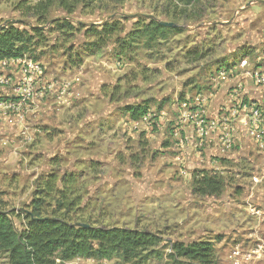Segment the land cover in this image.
Segmentation results:
<instances>
[{
  "label": "rangeland",
  "instance_id": "1",
  "mask_svg": "<svg viewBox=\"0 0 264 264\" xmlns=\"http://www.w3.org/2000/svg\"><path fill=\"white\" fill-rule=\"evenodd\" d=\"M151 18L180 31L150 48L138 40L118 52L125 34ZM55 21H68L73 28L60 29ZM112 21H119L120 30L88 53L96 38L86 36L87 27ZM8 24L41 30L43 38L32 46V55L49 77L76 79L79 98L70 108L50 107L49 122L41 121L32 142L0 121V201L16 229L40 198L43 212L56 211L75 222L157 233L162 239L158 253L144 264H177L168 257V245L200 239L212 240L214 264H264V167L257 159L248 163L242 153L238 161L223 159L203 172L223 179L220 191L195 192L197 170L178 159L168 130L175 125L177 102L193 96L197 83L205 86L217 64L243 56L237 54L239 44L264 52V2L0 0V25ZM76 57L82 64L72 68ZM144 100L165 118L158 126L133 131L123 107ZM106 118L113 123L106 126ZM101 124L108 131L100 130L92 142L88 129ZM89 146L94 147L86 153ZM86 155L101 162L89 168L80 161ZM253 174L261 178L257 183ZM5 263L0 254V264ZM65 264L127 263L74 259Z\"/></svg>",
  "mask_w": 264,
  "mask_h": 264
},
{
  "label": "built area",
  "instance_id": "2",
  "mask_svg": "<svg viewBox=\"0 0 264 264\" xmlns=\"http://www.w3.org/2000/svg\"><path fill=\"white\" fill-rule=\"evenodd\" d=\"M257 48H250L253 52L240 57L236 64L218 65L213 69L214 75H209L208 89L202 90L201 84L193 96H185L177 102L175 125L170 128V134L179 149L181 162L187 165L191 159L188 155L195 158L197 176L214 168L209 164L205 166L207 151L211 149L210 157L214 163L228 159L242 138L247 139L264 167V52ZM254 52L260 55L255 56ZM251 55L253 57L249 61ZM228 79H231V87L228 88L226 103L210 110L213 91ZM75 80L49 77L38 60L25 54L0 60V121L14 126L21 140L32 142L39 129L34 119H28V113L34 109L45 110L49 104L56 109L72 104L73 99L78 98L74 92ZM252 91L256 94L254 99ZM164 116L163 111L156 114L149 110L142 117L130 120V125L133 131L147 130L158 126L159 119H164ZM261 177H264V168ZM260 179L258 174L251 176L254 183ZM259 211L251 208V213L258 214Z\"/></svg>",
  "mask_w": 264,
  "mask_h": 264
},
{
  "label": "trees",
  "instance_id": "3",
  "mask_svg": "<svg viewBox=\"0 0 264 264\" xmlns=\"http://www.w3.org/2000/svg\"><path fill=\"white\" fill-rule=\"evenodd\" d=\"M176 1L187 5L195 0ZM55 22L60 29L73 28L68 21ZM118 22H104L99 26L93 24L87 27L86 36L96 38L89 44V47L94 49H90L88 53L102 48L104 41L120 30ZM177 31L180 30L176 26H165L158 23L157 19H147L125 34L117 50L122 52L133 44V41L138 40L143 42L144 47L150 48L156 41L165 39L170 33ZM42 38L41 30L35 26L30 30L13 24L4 26L0 30V60L24 54L37 60L38 57L32 55L35 51L31 48L38 45ZM239 51L244 56L252 53L249 47L244 46L240 47ZM81 64L82 59L76 57L70 66L77 68ZM198 85L197 83L195 88H198ZM149 108V101L144 100L125 105L123 111L129 116V120H135L145 115ZM197 178L194 181L197 184L195 192L212 195L220 191L222 178L214 179L205 173ZM41 206L42 199H34L30 211L24 212V225L16 229L10 213L0 201V254L5 257V264H65L77 258L95 261L119 259L127 264H144L150 256L158 253L162 239L157 233L137 228L102 227L93 226L89 222H75L57 214L56 211L43 212ZM59 206L64 208L63 203ZM211 241H175L168 245V257L176 260L177 264H214V247Z\"/></svg>",
  "mask_w": 264,
  "mask_h": 264
},
{
  "label": "crops",
  "instance_id": "4",
  "mask_svg": "<svg viewBox=\"0 0 264 264\" xmlns=\"http://www.w3.org/2000/svg\"><path fill=\"white\" fill-rule=\"evenodd\" d=\"M224 22H226V21H224ZM242 46H244V43L241 44V45L239 44V46H237L238 47L237 48L238 49V53L237 54H240L239 48L242 47ZM247 46H249V44H247ZM247 46H244V47H247ZM242 55L244 56V54H242ZM224 61L225 60H223L222 62H220V64L222 63V64L226 65L227 63L226 62L224 63ZM232 62L236 64L237 63L236 58L233 59L231 62H228V63H232ZM55 78H57V77H55ZM207 84L209 86V83L206 81L205 86L203 84V87L206 88L207 87ZM199 85H198V88H195L197 91L199 89ZM229 87H231V79H228V80L223 81L221 83V85L217 89H215L213 91V95H212V97L210 98V101H209V108H210V110H214L215 108H218L219 106H221L223 103H226V96H227V92H228V88ZM251 95H252V98L253 99L256 97V94L253 91L251 92ZM259 96H260V94L257 95V97H259ZM77 99H79V98H77ZM77 99H73V103L70 104V105H67L66 108H70L71 105H72V107L75 106ZM52 106H53V104H49L48 106L45 107L46 108L45 110L36 111L34 109V110H32V111H30L28 113V119L29 120L34 119L36 121V123L38 124L39 131H41V128L39 127V124L41 123V121H43V120H47L48 121V119L50 118V116H52V115H49V113H48V112H50L49 108L52 107ZM54 108H55L54 111H59L60 110L58 108L56 109V107H54ZM63 108H65V107H63ZM174 115H175V118H176V112H175ZM47 121L44 124H46ZM102 121L106 122V126H108L107 125L108 122L109 123H113V119L112 118H110V121H109V118H106V119H104ZM32 124H34V123L32 122ZM44 129H46V127H43V130ZM88 130H91L92 131V133L90 135H88L89 140H91L92 142L95 141L96 136L99 135V132H102L100 130L108 131V129H106V128L104 129L103 124H101V126L99 125L98 129H95L93 126H90ZM168 130L170 131V129H168ZM47 134H50V132H48ZM120 139H122V138L120 137ZM139 141H140V139H139ZM238 144L239 145H237L238 147L236 148V150H238L239 153L234 150L231 153V155L228 158V160L238 161L239 158H240V154L242 153L243 154V158H245L248 163L249 162L250 163H253L255 159H257L256 162L259 161V158L256 157V155L254 154V152L252 150V147H251V145L249 144V142L247 141L246 138H242L238 142ZM93 147L94 146H89L88 148L85 147L86 148L85 149L86 153L87 152L88 153L91 152L92 149H93ZM206 153H207L206 154L207 155V159L205 161V163H206L205 166H207L208 164H209L208 166H211V165L212 166H215V164L217 165V164H219V163H221L223 161V159H219V160L215 161V163H214V161L211 160L213 157H210V155H211V149L209 151H207ZM188 157H189V159L190 158L191 159L189 160V162L187 163V165L190 166V167H192V168H195V166H196L195 163H197L195 161V158L192 157V155H188ZM80 161H83L84 165H88L89 168H92L93 165H94V163L99 162L100 160H97L96 157H93V156H88L87 157V155H86L85 157H83L82 159H80ZM260 194H262V193H260ZM262 211H263V214H264V209H262ZM260 213H262V212L260 211L259 214Z\"/></svg>",
  "mask_w": 264,
  "mask_h": 264
},
{
  "label": "water",
  "instance_id": "5",
  "mask_svg": "<svg viewBox=\"0 0 264 264\" xmlns=\"http://www.w3.org/2000/svg\"><path fill=\"white\" fill-rule=\"evenodd\" d=\"M258 2H264L262 0H258ZM158 23L162 24V25H165V26H173L174 24L173 23H170V22H164V21H159L158 20ZM4 27V25H0V30ZM83 226H86V224H82Z\"/></svg>",
  "mask_w": 264,
  "mask_h": 264
}]
</instances>
